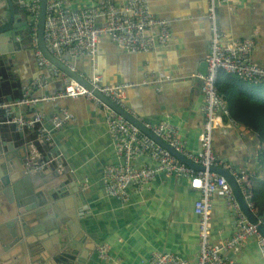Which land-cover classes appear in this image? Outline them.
I'll use <instances>...</instances> for the list:
<instances>
[{
  "label": "crops",
  "instance_id": "0c3cea01",
  "mask_svg": "<svg viewBox=\"0 0 264 264\" xmlns=\"http://www.w3.org/2000/svg\"><path fill=\"white\" fill-rule=\"evenodd\" d=\"M27 1L24 0L18 13L24 11L30 26L24 8ZM101 1L67 0L75 10L96 6ZM125 1L115 0V3L121 7ZM148 2L152 13L169 23L171 36L165 46L156 45L147 54H130L108 39H101L93 60L82 58L65 63L86 80L98 75L109 85L143 82L126 91L124 110L143 126L168 121L177 127L184 150L196 153L204 119L201 111L204 99L196 76L206 71L205 57L211 36L205 18L207 0ZM14 3L19 4L16 0ZM5 5L6 1L0 0V9ZM18 16L19 21L24 19L23 14ZM216 16L225 41L252 40L254 47L249 61L264 68V0H229L228 4L216 7ZM30 35L27 40L18 37L16 48L12 49L8 41L0 47V102H15L27 87L33 97L50 96L62 89L59 77L38 67ZM147 35L156 38L157 30L148 31ZM252 111L248 109V114ZM64 112L73 119L52 133L49 147L39 145L37 149L39 161L48 160L49 153L58 155L61 167H68L69 173L77 176L84 192L80 207L82 228L93 236L95 246L89 243L82 247L77 259L80 261L75 264H141L156 252L194 261L198 254L199 219L193 207L199 193L188 191L187 179L157 174L139 191L130 187L129 200L125 203L106 195L102 181L104 168L122 164L105 123L106 110L82 98L14 109L15 115L25 119L40 115L46 130H51L52 119L62 118ZM0 120L6 121L2 113ZM35 138L33 129L21 131L12 124L0 125V143L14 153L19 154L21 146L30 148ZM212 146L217 168L227 170L232 176L264 179V144L250 128L240 124L234 129L218 128ZM155 166L148 156H139L132 162L134 168ZM256 202H260L257 197ZM210 225L211 242L229 238L236 227L234 215L219 194L212 196ZM100 244L108 246L107 261L99 260L96 254ZM224 256L239 264H263L253 239L246 241L237 254L228 252Z\"/></svg>",
  "mask_w": 264,
  "mask_h": 264
},
{
  "label": "built area",
  "instance_id": "2783aa9c",
  "mask_svg": "<svg viewBox=\"0 0 264 264\" xmlns=\"http://www.w3.org/2000/svg\"><path fill=\"white\" fill-rule=\"evenodd\" d=\"M228 3L229 0H207L205 18L209 22L211 33L209 51L205 57V74L196 76L200 80V89L204 99L201 110L204 118L203 129L199 136L198 152L192 153L184 150L177 127L168 121L144 126L177 153L182 154L193 164L201 166L204 170L199 172L180 163L167 150L156 144L114 110L108 108L93 94L97 92L118 108L124 109L126 91L143 85V82L109 85L104 83L101 76L93 75L86 80L91 90L85 88L51 65L38 49L36 31L40 0H28L24 6L30 19V38L35 46L34 56L38 67L59 77L62 82V89L50 96L33 97L30 94V88L27 87L23 89L21 97L15 102H0V113L6 117V121L0 120V125L12 124L21 131L33 129L36 133V138L30 145V159L25 165L27 173L44 171L52 165L62 169L58 155L54 157L49 153L48 160L39 161L37 146L49 147L52 133L57 131L65 121L73 118L64 112L62 118L54 117L51 130H46L41 125L40 115L25 119L15 115L14 109L33 106L41 102L82 98L107 111L105 123L116 155L122 160V164L107 166L102 172V181L108 197L125 203L129 200L130 187L139 191L157 174L187 179L189 181L188 191L199 193V199L193 207L194 214L199 219L196 259L189 262L175 254L156 252L143 260L141 264H239L226 258L224 254L228 252L237 254L243 244L250 239L255 241L258 254L264 264L263 236L257 230L256 225L250 223L241 211L226 179L210 171L211 168H217L219 165L212 146L214 131L218 128L234 129L238 125L230 116L226 102L215 86L218 72L222 70L254 86L264 85V68L253 65L249 61L254 42L252 40L226 42L219 29L216 7L219 4ZM99 21H102L103 25H97ZM151 30H157L156 38L147 35V32ZM170 36L169 23L152 13L148 0H126L121 7L116 5L115 0H102L96 6L79 10L71 8L67 0H46L43 41L47 51L59 60L63 57L93 60L98 53L101 39H108L116 47L130 54H147L156 45L165 46ZM41 86L42 83H39L38 87ZM33 87H35L34 84ZM139 156H148L156 163V166L154 168L132 167V162ZM233 178L247 208L255 216L258 224L264 227V214L258 215L252 194L248 190L250 177L234 175ZM214 194H219L224 198L227 209L236 219V227L229 238L211 242L210 221ZM96 254L99 260L107 261L108 246L98 245Z\"/></svg>",
  "mask_w": 264,
  "mask_h": 264
},
{
  "label": "water",
  "instance_id": "95a60500",
  "mask_svg": "<svg viewBox=\"0 0 264 264\" xmlns=\"http://www.w3.org/2000/svg\"><path fill=\"white\" fill-rule=\"evenodd\" d=\"M0 12V47L7 41L16 48L17 38L27 40L31 29L23 9L24 0H5ZM0 9V11H1ZM19 14L24 19L19 21ZM46 17V0H40L37 23V47L43 57L54 67L91 90L86 79L78 75L65 62L76 59L52 56L43 41ZM1 51V50H0ZM205 74V73H204ZM93 94L108 108L114 110L156 144L167 150L180 163L197 172L204 169L177 153L157 136L147 130L124 109L118 108L97 92ZM21 152L8 150L0 143V264H75L86 244L94 243L92 235L83 230L81 204L84 192L76 175L68 167L52 165L44 171L27 173L30 159L29 146H21ZM211 172L224 177L232 189L236 201L264 238V227L247 208L233 176L223 168H211ZM95 246V243L93 244Z\"/></svg>",
  "mask_w": 264,
  "mask_h": 264
},
{
  "label": "trees",
  "instance_id": "16d2710c",
  "mask_svg": "<svg viewBox=\"0 0 264 264\" xmlns=\"http://www.w3.org/2000/svg\"><path fill=\"white\" fill-rule=\"evenodd\" d=\"M215 86L219 95L225 100L230 116L238 124L256 132L261 143L264 144V85L248 84L221 70L217 74ZM250 108L253 111L248 114ZM262 155L264 157V151ZM248 190L252 194L257 211L263 215L264 179H250ZM256 197L260 199L259 203L256 202Z\"/></svg>",
  "mask_w": 264,
  "mask_h": 264
}]
</instances>
